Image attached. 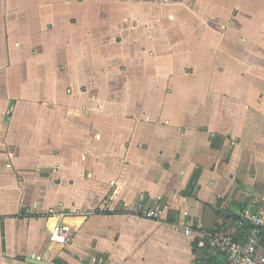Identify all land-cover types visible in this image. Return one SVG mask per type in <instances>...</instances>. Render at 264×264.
<instances>
[{
	"label": "crops",
	"instance_id": "obj_1",
	"mask_svg": "<svg viewBox=\"0 0 264 264\" xmlns=\"http://www.w3.org/2000/svg\"><path fill=\"white\" fill-rule=\"evenodd\" d=\"M248 205L264 0H0V264H224Z\"/></svg>",
	"mask_w": 264,
	"mask_h": 264
},
{
	"label": "built area",
	"instance_id": "obj_2",
	"mask_svg": "<svg viewBox=\"0 0 264 264\" xmlns=\"http://www.w3.org/2000/svg\"><path fill=\"white\" fill-rule=\"evenodd\" d=\"M155 215L154 210L144 213L147 218ZM58 216L62 218L64 213L61 212ZM236 225L246 230L242 241L218 232L202 231L203 238L197 242V247L217 249L224 256V264H264V243L259 237L260 232L264 231V205L258 208L246 206L240 213ZM185 234L190 235L191 231L187 229ZM72 235L73 231L67 225L58 222L51 228L49 239L57 245H65L71 240Z\"/></svg>",
	"mask_w": 264,
	"mask_h": 264
},
{
	"label": "water",
	"instance_id": "obj_3",
	"mask_svg": "<svg viewBox=\"0 0 264 264\" xmlns=\"http://www.w3.org/2000/svg\"><path fill=\"white\" fill-rule=\"evenodd\" d=\"M27 262L29 264H46L43 261H40V260L35 259L34 256H29V258H27Z\"/></svg>",
	"mask_w": 264,
	"mask_h": 264
},
{
	"label": "trees",
	"instance_id": "obj_4",
	"mask_svg": "<svg viewBox=\"0 0 264 264\" xmlns=\"http://www.w3.org/2000/svg\"><path fill=\"white\" fill-rule=\"evenodd\" d=\"M261 233V232H260Z\"/></svg>",
	"mask_w": 264,
	"mask_h": 264
}]
</instances>
